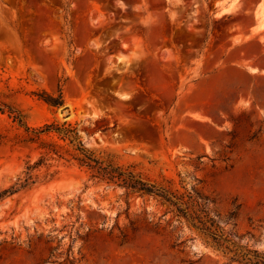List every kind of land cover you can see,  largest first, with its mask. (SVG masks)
I'll return each instance as SVG.
<instances>
[{"label":"rangeland","instance_id":"rangeland-1","mask_svg":"<svg viewBox=\"0 0 264 264\" xmlns=\"http://www.w3.org/2000/svg\"><path fill=\"white\" fill-rule=\"evenodd\" d=\"M264 0H0V264H249L264 255ZM53 107L41 94H59ZM28 125L75 126L104 161L198 193L223 245L158 196L92 178ZM65 143L53 131L44 144ZM73 144L64 147L73 150ZM240 204L238 225L227 214Z\"/></svg>","mask_w":264,"mask_h":264},{"label":"trees","instance_id":"trees-1","mask_svg":"<svg viewBox=\"0 0 264 264\" xmlns=\"http://www.w3.org/2000/svg\"><path fill=\"white\" fill-rule=\"evenodd\" d=\"M41 96L53 107H61L65 104L61 88L59 89L58 95H53L44 91ZM7 106L9 115L12 117L13 122H17L19 126L25 127V133L21 135L19 141L25 143L40 142L43 147L47 148V151L45 152L46 154L53 153L62 158H65V153L69 154L70 157L78 162L80 166L86 167L90 170L92 178L115 182L137 192L152 194L168 201L169 203L175 205L180 213L184 215L188 214L192 219H196L199 223L198 227L202 231L208 233L213 241L220 246L223 245V240H230L228 235L224 236V228L215 217L210 215V211L208 210V206L210 204H216L215 198L203 193H198L200 199L198 200L194 198L198 208L189 212L188 206H182L187 203V200L184 199V195L180 193L178 189H172L169 186H164L148 179H144L140 174L131 169H124L123 167L112 163H104V161L99 159L92 150L88 149L84 145L83 141L79 137L77 128L70 123H63L59 125L53 122L45 123L44 125L38 127L30 126L23 119L20 110L15 109L10 105ZM0 110L4 112L1 107ZM51 131L57 135L59 140L65 143L59 144L56 140H53V144H44L42 141V135ZM2 138L3 136L0 134V142L3 141ZM68 144H73V150L71 151L68 148L62 150ZM44 160L45 157L42 156L34 164H28L24 178L20 179V181H18L15 185L0 191V198L20 190L30 189L36 182V178L32 172L35 168L40 166ZM240 208L241 206L238 203L227 214L226 220L228 222L232 221L234 228L238 225L237 221L240 214ZM234 257H241L242 260H246L249 264H264V255L259 253L257 250L246 249V251H243L240 256L237 252H235Z\"/></svg>","mask_w":264,"mask_h":264},{"label":"crops","instance_id":"crops-1","mask_svg":"<svg viewBox=\"0 0 264 264\" xmlns=\"http://www.w3.org/2000/svg\"><path fill=\"white\" fill-rule=\"evenodd\" d=\"M261 25L264 27V12L262 14L261 20L255 24V26H257V27H260ZM261 69H264V67L259 65L257 62H253V66H251V71L255 72V71H259Z\"/></svg>","mask_w":264,"mask_h":264}]
</instances>
